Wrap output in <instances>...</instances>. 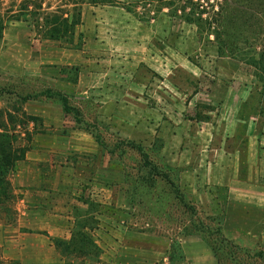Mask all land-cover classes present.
Instances as JSON below:
<instances>
[{
	"label": "crops",
	"instance_id": "1",
	"mask_svg": "<svg viewBox=\"0 0 264 264\" xmlns=\"http://www.w3.org/2000/svg\"><path fill=\"white\" fill-rule=\"evenodd\" d=\"M185 1L88 6L84 48L71 62L77 82H65L60 67L55 83L45 75L22 99V124L5 118L0 136L18 157L0 173V264H216L199 236L171 233L169 259L149 246L148 228L134 229L128 157L108 141L154 152L163 167L155 176L171 174L173 199L210 206L235 240L264 242L260 71L240 51L224 52L214 30L186 15ZM17 25L0 26V62ZM6 69L0 80L15 75ZM69 92L92 102L80 122L65 113ZM2 93L14 96L0 82Z\"/></svg>",
	"mask_w": 264,
	"mask_h": 264
},
{
	"label": "rangeland",
	"instance_id": "2",
	"mask_svg": "<svg viewBox=\"0 0 264 264\" xmlns=\"http://www.w3.org/2000/svg\"><path fill=\"white\" fill-rule=\"evenodd\" d=\"M112 1L0 0V26L4 28L9 23L19 24L15 27L14 36H10L14 43L10 44V49L6 51L8 55L6 53L4 55L6 57L0 62L1 70L11 68L15 74L8 76V79L0 80L5 90L14 93V96L3 93L0 95V128L7 130L5 118L14 117L15 114L17 117L11 122V126L24 122L23 114L26 111L22 97L39 91L42 88L41 84L47 83L42 80L45 75L49 78L47 84L55 83L57 71L61 67L60 74L65 82L71 84L77 82L78 67L71 62L73 55L78 56L84 48L86 35L81 27L85 20V9L88 6L105 5ZM184 5L189 8L186 15L198 21L202 31L214 30L224 52L240 51L244 61L260 62L259 66H263L260 58L264 60V56L261 57V53L264 54V0H186ZM3 46L6 49L7 44ZM62 60L65 62L63 65L58 63ZM24 70L28 73L25 74ZM262 70L259 73L258 86L261 90L260 103L264 106ZM71 96L75 95L69 92L63 96V99L67 100L64 102L65 113L80 122L85 116L83 111H80L81 106L88 111V105L92 102L83 98L73 101ZM4 136H0V170L3 176L7 173L6 161L9 162L14 156L18 157L13 155L10 149L11 140ZM21 142L17 140V145ZM104 144L111 149L120 147L116 141ZM121 147L128 157L126 158L130 170L128 180L137 200L133 203V208H138L137 212L134 211V215L138 214L134 219L137 222L134 229L138 230L140 226L148 228L144 237L150 241L149 246L164 248L163 252L167 251L165 255L171 259V233L178 232L193 238L198 236L202 238L207 243L216 264H264L262 240H235L232 236L226 235L221 229L220 220L215 214H211L210 206L173 199L175 191L171 189V174L165 171L157 178L149 168L147 171H141L144 160L153 167L159 165L163 168L161 159L154 152L149 153L143 148L138 151L136 148ZM2 178L0 177V180ZM155 180L158 184L153 185ZM155 197L158 201H154ZM158 197H161V200ZM154 238L159 245L154 242ZM129 241L131 246L136 244L133 237ZM174 251L177 255L176 247Z\"/></svg>",
	"mask_w": 264,
	"mask_h": 264
},
{
	"label": "trees",
	"instance_id": "3",
	"mask_svg": "<svg viewBox=\"0 0 264 264\" xmlns=\"http://www.w3.org/2000/svg\"><path fill=\"white\" fill-rule=\"evenodd\" d=\"M228 43V42H227ZM222 47V46H221ZM264 56V54L263 53H261V57H263ZM260 60L261 61H263V62H261V65H263V66H259L260 65V62H251L252 64H254L256 67H258V69H259V71H261L262 69V71H264V60H262V58H260ZM263 67V68H262ZM31 97H33L32 95H26V96H23L22 97V99L23 100H27V99H29V98H31ZM64 102H67V100H65V99H63V103ZM78 121V120H77ZM118 146H125L124 144H118ZM127 147H131V148H136L138 151H140L142 148L141 147H139V146H137V145H130V144H128V145H126ZM8 161V160H7ZM6 161V163H7V165H8V162ZM3 163V161L1 162V164ZM143 166H145V167H152V170L150 169V171L152 172V174L155 176V173H157L156 171H155V167H153L150 163H148L146 160H144L143 161V164H142ZM6 167V166H5ZM0 173L2 174L3 172H2V170H0ZM160 173H162L161 171H160ZM160 175V174H159ZM215 253H217L216 252V250H215Z\"/></svg>",
	"mask_w": 264,
	"mask_h": 264
}]
</instances>
